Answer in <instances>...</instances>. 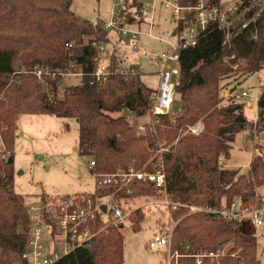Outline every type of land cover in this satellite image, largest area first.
Listing matches in <instances>:
<instances>
[{"label":"trees","instance_id":"1","mask_svg":"<svg viewBox=\"0 0 264 264\" xmlns=\"http://www.w3.org/2000/svg\"><path fill=\"white\" fill-rule=\"evenodd\" d=\"M128 2L125 1L121 15L129 25L137 27L135 19L140 15L141 1ZM71 4L72 0H0L1 139L11 150L6 159L0 157V264H20L30 226L49 219L45 212L33 220L24 196L14 190L13 148L20 114L76 119L77 150L93 156L98 172H113L130 165L140 168L150 157L148 135L140 138L128 117L148 113L155 90L140 79L137 68L128 76L110 74L101 84L93 81L95 48L91 42L108 44L110 38L100 22L80 18ZM263 18L264 11L255 23L241 31L231 29L228 42L224 32L211 25L199 36L195 46L179 52L175 97L182 101L183 109L173 123L167 116L163 117L164 133L160 130L159 136H165L172 144L179 130L190 124L201 121L204 129L198 135L181 134L164 154L166 189L175 200L223 208L235 198L250 202L255 199L256 188L264 186L262 153L251 159L246 173L226 165L239 132L253 128L264 130V84L257 99V118L252 122L244 115V103L220 95V82L232 74L231 65L238 64L241 75L264 67ZM182 25L177 24L173 31ZM70 64L79 69L80 83L66 87L61 98L51 99L36 79L34 68L42 71L49 90L55 92L60 75L52 78L48 72L67 70ZM116 64L114 56L111 68ZM229 90L233 92V88ZM128 189L131 193L124 188L99 190L95 197L115 194L129 198L157 193L146 180L132 182ZM186 213L180 209L172 214L177 223L172 230L171 251L195 253L233 242L226 256L214 262L205 259L202 264H259L257 239L242 231L243 225L203 212ZM135 222H138L136 217ZM91 229L95 235L90 245L75 248L54 264H123L121 226L108 222L107 215L99 211ZM133 230L137 231V227ZM185 246H188L186 251ZM231 253L235 256L231 257ZM171 264H194V260L181 256Z\"/></svg>","mask_w":264,"mask_h":264},{"label":"built area","instance_id":"2","mask_svg":"<svg viewBox=\"0 0 264 264\" xmlns=\"http://www.w3.org/2000/svg\"><path fill=\"white\" fill-rule=\"evenodd\" d=\"M141 0V12L144 21L148 25L147 32H142L139 27L132 28L125 21V17L121 15L120 3L116 5V12L111 14L108 20H101L104 29L112 30L119 36L137 39V36L146 35L150 38L159 40L167 45V49L163 50L155 58L150 60L159 68L158 85L154 92V98L148 112L149 118L147 122L136 125L137 134L149 135L151 139L152 156L148 161L149 168H136L130 165L128 168H118L113 172H98L95 170V162L93 159L89 161V168L93 171L95 177V187L97 191L114 189H126L127 193H131L128 189L129 184L139 180H146L151 183L158 194H161L164 205L175 210L182 206L187 208L190 213L203 212L213 217L222 218L227 221H237L240 226L246 224L256 239L264 237V200L257 201L256 204L250 205L248 202L235 198L226 204L223 208H209L205 206L192 205L175 200L166 189V172L164 164V154L168 152L172 145L177 143L180 135L190 133L198 135L204 129L201 121H197L188 125L184 129L179 130V136L175 141L165 147L166 139L159 136L160 130L164 133L163 128L164 116H171L173 103L175 102V86L177 85V75L179 70V52L181 49L195 46L199 36L208 29L209 26L215 25L225 34V42L230 38L231 29L237 32L246 28L250 23H255L256 19L264 11V0ZM161 6L168 9L172 14L175 26L182 23V28L172 32L174 40L161 38L152 33L154 27V18L156 9ZM243 15V22L236 23L233 21L235 15ZM264 30V18L262 20ZM253 38L257 35L254 33ZM91 45L95 48V55L92 58L91 76L94 82L101 84L106 78L113 73H119L124 76L134 74L135 67L116 66L114 69L110 65L111 54L108 51L107 44L92 41ZM70 45L67 44V47ZM38 80H42V71L36 69L34 71ZM51 76L61 75L63 72L57 70L48 72ZM80 74V73H78ZM81 75V74H80ZM225 98L241 99L248 96L244 90L231 93H224ZM175 120V118H174ZM174 120H171L174 122ZM169 119V122H171ZM171 122V123H173ZM0 125V134H1ZM11 151L7 149L0 136V157L6 159ZM111 202L109 204L98 201V197L93 195H71L62 196L52 201L49 206L44 203L36 207L29 205L27 209L48 213L47 222H37L30 226L27 233V240L21 251L20 264H54L61 257L77 247L90 245L91 239L95 232L91 229V224L97 218V212L102 211L100 206L105 204V214L109 215L112 224L123 225L125 215L119 197L110 194ZM101 198V197H100ZM119 198V199H118ZM103 212V211H102ZM172 231L163 233H154L149 239L150 248L168 247V259L166 264L175 263L181 256L193 258L194 264H202L205 259L210 262L217 261L220 257L228 254L229 248L233 242H228L215 247V249H203L195 253H181L178 250H170ZM188 250V246L184 247ZM231 257L235 253L230 254Z\"/></svg>","mask_w":264,"mask_h":264},{"label":"rangeland","instance_id":"3","mask_svg":"<svg viewBox=\"0 0 264 264\" xmlns=\"http://www.w3.org/2000/svg\"><path fill=\"white\" fill-rule=\"evenodd\" d=\"M118 1L72 0L71 9L82 19L101 23L102 19L108 20L111 13L114 14L116 12ZM125 1L122 0L123 3H120L118 7L123 8L126 5ZM128 4L130 5V2ZM132 11L134 12L135 9H132ZM142 14L140 12V15L136 16L135 25L143 32L148 30V25L144 21ZM233 21L236 23L243 22V15H235ZM174 27V19L169 10L158 6L152 33L161 38L174 40L172 37ZM107 31L110 41L123 44L118 48L115 45H107L111 54L110 62L112 57L116 56L120 58L123 66L135 63L136 65H132L131 68H137L138 66L140 79L153 90H156L158 85L156 73L158 66L150 58H155L157 54L167 49V45L144 34L137 36V39L134 40L130 37L119 36L112 30L107 29ZM231 67L233 70L232 74L220 82L222 86L220 95L225 98L223 96L224 93L229 92L231 95V93L242 90L246 91L248 93L247 97L234 100L235 102L244 103L245 117L251 122L255 121L257 118V99L261 92V86L264 84V67L258 72L245 75L240 74L241 71L238 64L231 65ZM36 69L38 68L35 67L33 73ZM60 71L63 74L59 76L58 88L55 92L49 90V83L43 76L42 80H39L51 99L55 97L61 98L66 87L79 84L81 81V75L78 74L80 71L73 64H70L67 70ZM51 77L54 78L56 76ZM231 88H233V92L229 90ZM182 109V101L178 98L175 99L171 110L172 115L167 118L170 121L174 120L181 114ZM111 115L116 116L118 114L112 113ZM148 118L149 115L146 113L142 117L130 118L129 116L128 120H130L136 130V125L147 122ZM16 132L17 137H15L13 148V184L15 192L24 196L26 208L29 205L38 207L42 203L49 206L52 201L62 196H96L95 177L93 171L89 168V161L91 159L94 160V158L93 156L80 154L77 150L78 129L76 119L56 117L49 114L23 113L20 114L17 121ZM148 138L150 140V145L148 146L150 157L142 166L148 163L153 154L150 150L151 139L149 135ZM165 139V147H169L171 141H168L167 138ZM257 153L264 155V130L253 128L241 131L235 136L226 165L237 168L240 173H246L251 159ZM98 199H100L98 201L107 204L111 202V196L107 195ZM259 199L260 201L264 200V186L256 188L255 199L248 203L254 205ZM41 200L43 201L41 202ZM163 200L161 194L156 192L119 199L125 215L123 225H120L124 235L123 264H166L168 247L150 248L148 245L150 237L154 233L171 232L173 230L177 223V220L172 215L174 211L183 209L187 212L186 215L193 213H190L187 208L182 206L171 210L164 205ZM27 212L33 220L36 219L34 216L39 217L44 214L42 213L44 211L37 213V211L29 209H27ZM135 217L138 218V222H135ZM107 220L111 222L108 214ZM135 226L137 231L133 230ZM241 228L242 231L248 233L249 228L246 224ZM257 258L259 264H264V237L257 239Z\"/></svg>","mask_w":264,"mask_h":264},{"label":"crops","instance_id":"4","mask_svg":"<svg viewBox=\"0 0 264 264\" xmlns=\"http://www.w3.org/2000/svg\"><path fill=\"white\" fill-rule=\"evenodd\" d=\"M112 14V13H111ZM111 17V16H110ZM103 20V19H102ZM134 26V25H133ZM133 26H131V27H133ZM135 28V27H134ZM143 32H147V31H143ZM109 37V36H108ZM148 37V36H147ZM107 45H111V46H113V45H115L117 48L118 47H121L123 44H121V43H116V42H113L112 40L110 41V43H108ZM135 48V47H134ZM116 55V54H115ZM130 64H133V63H130ZM117 66H123V64L121 65V60H120V58H117V64H116ZM134 65H136L135 63H134ZM158 72H159V68L157 69V71H156V73H157V76H159L158 75ZM137 73L140 75V71H139V68H138V66H137ZM158 79H159V77H158ZM148 86V85H147ZM151 88V87H150ZM20 116V115H19ZM18 119H19V117H18ZM76 122H77V120H76ZM16 137H17V132H16ZM16 142H17V140H16ZM46 195H48V194H46ZM43 200H41V202H42Z\"/></svg>","mask_w":264,"mask_h":264},{"label":"water","instance_id":"5","mask_svg":"<svg viewBox=\"0 0 264 264\" xmlns=\"http://www.w3.org/2000/svg\"><path fill=\"white\" fill-rule=\"evenodd\" d=\"M139 137H140V138H143L144 136H143V135H140ZM100 209H101L103 212H105V209H106L105 204H102V205L100 206Z\"/></svg>","mask_w":264,"mask_h":264}]
</instances>
